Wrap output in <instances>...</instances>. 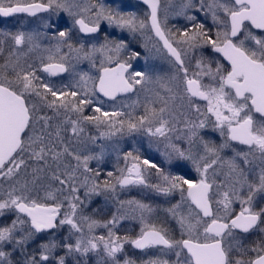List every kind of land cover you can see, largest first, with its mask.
Returning <instances> with one entry per match:
<instances>
[{
  "label": "snow or ice",
  "instance_id": "snow-or-ice-1",
  "mask_svg": "<svg viewBox=\"0 0 264 264\" xmlns=\"http://www.w3.org/2000/svg\"><path fill=\"white\" fill-rule=\"evenodd\" d=\"M8 18L0 264H264V0H0Z\"/></svg>",
  "mask_w": 264,
  "mask_h": 264
},
{
  "label": "rangeland",
  "instance_id": "rangeland-1",
  "mask_svg": "<svg viewBox=\"0 0 264 264\" xmlns=\"http://www.w3.org/2000/svg\"><path fill=\"white\" fill-rule=\"evenodd\" d=\"M17 20L18 18H14L12 21L8 22V21H0L1 24H2V27H9V28H12V27H15L17 26ZM179 21H183L182 19L179 20ZM135 47H138L139 48V44L137 45H134ZM137 62V61H136ZM149 63H153V64H163L161 63L158 58H150L149 59ZM137 64H140L139 61L137 62ZM166 67V65H165ZM122 144V146L125 148V149H129L130 148V144L131 142L129 140H124V141H121L120 142ZM146 148V147H145ZM152 154V156L154 155L155 157L159 158L161 157L157 152H154V151H148ZM143 153V152H142ZM144 154V153H143ZM162 158V157H161ZM114 160V157L111 158ZM93 166H95V161L92 162ZM103 167H106L108 169H111L112 165L109 163V164H105L103 165ZM94 205H95V201H94ZM138 230V228H137Z\"/></svg>",
  "mask_w": 264,
  "mask_h": 264
},
{
  "label": "flooded vegetation",
  "instance_id": "flooded-vegetation-1",
  "mask_svg": "<svg viewBox=\"0 0 264 264\" xmlns=\"http://www.w3.org/2000/svg\"><path fill=\"white\" fill-rule=\"evenodd\" d=\"M14 18H8V20H3V19H0V21H8V22H10V21H12ZM27 19H29V20H31L32 18H27ZM181 20V19H180ZM175 22H177V23H183V21H175ZM0 27H2V24H1V22H0ZM138 48V47H137ZM139 49V48H138ZM139 50H141L142 52H143V49H139ZM158 60L161 62V63H163V61L161 60V59H159L158 58ZM138 62V61H137ZM137 62L135 61L134 62V67H139V66H142L143 65V60H141V61H139V63L140 64H137ZM57 79H59V78H57ZM146 147V148H145ZM141 151L144 153L143 155H145V156H149L151 159H153V160H156L157 162H159V161H161L162 160V158L161 157H159V158H157V157H155L154 155L152 156V154L150 153V152H148V151H154V152H156V150H155V148L154 147H149L148 145H147V142L145 141V143H144V145H143V148L141 149Z\"/></svg>",
  "mask_w": 264,
  "mask_h": 264
}]
</instances>
